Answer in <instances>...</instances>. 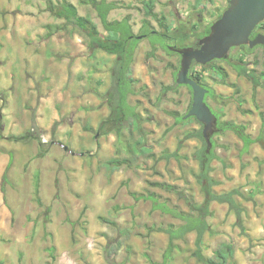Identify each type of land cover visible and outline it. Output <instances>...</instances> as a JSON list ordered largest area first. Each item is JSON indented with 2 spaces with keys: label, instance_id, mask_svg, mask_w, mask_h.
<instances>
[{
  "label": "rangeland",
  "instance_id": "374dc122",
  "mask_svg": "<svg viewBox=\"0 0 264 264\" xmlns=\"http://www.w3.org/2000/svg\"><path fill=\"white\" fill-rule=\"evenodd\" d=\"M67 1L107 35L88 0ZM109 1L121 6L110 11L109 20L130 16L134 35L155 31L172 36L139 39L132 52L129 93L128 84L114 85L121 57L100 49L87 28L51 11L64 0H0V264H108L104 246L118 234L104 220L131 231L118 264H163L169 237L149 233L148 228L180 221L153 211L150 200H136L132 192H155L183 211L189 206L175 190L185 191L199 205L205 201L196 158L205 144L197 137L184 138L203 126L197 120L177 119L189 109L192 91L176 82L181 57L167 47L195 44L229 1L206 0L196 9V0H154L156 17L147 14L146 0ZM163 18L171 29L160 25ZM205 66L194 64L193 73L212 86L215 97L208 101L219 110L221 123H246L247 131L257 135L264 117V47H238L228 58ZM216 67L223 68L227 83ZM108 90L118 108L120 95L128 93L138 130L132 118L123 125L113 118ZM241 109L251 112L243 114ZM35 122L45 150L42 156L38 141L9 138L33 130ZM140 136L156 157L178 149L186 157L155 163L134 154L131 146ZM211 139L210 175L219 181L214 191L239 188L255 203L235 196L245 208L243 233L227 204L211 202L204 254L212 257L221 242L230 241L236 252L229 264H264V162L253 156L261 151L264 157L263 149L257 144L241 155L243 144L232 131L219 129ZM117 157L129 158L130 167L108 170L104 162ZM195 239L192 231L175 240L168 264H204L193 256Z\"/></svg>",
  "mask_w": 264,
  "mask_h": 264
},
{
  "label": "trees",
  "instance_id": "16d2710c",
  "mask_svg": "<svg viewBox=\"0 0 264 264\" xmlns=\"http://www.w3.org/2000/svg\"><path fill=\"white\" fill-rule=\"evenodd\" d=\"M88 2L92 4V6L96 9L98 16L105 30L107 31V35L104 37L98 31L97 25L93 23L90 19L80 16L78 14L77 8L73 4L69 3L67 0H64V3L61 4V7L59 8L51 7V11H53L54 14L58 17H63L68 21L74 20L82 27L87 28L93 34V39L95 41H98V47L100 49L104 50L109 54L119 55L121 57L120 60L116 62V68H118V71H120L121 74H117V78L115 80L114 85H121V83L128 84L129 93L130 91H132V82L134 81V79L132 78L133 69L131 66L132 52L135 49L137 42L139 41V38H136L133 34V29L130 24V16H126L121 20H109L110 11L121 7L117 2L109 0H88ZM205 2L206 0H196L194 7L196 9H199L205 4ZM144 5L145 9L147 10V14L156 17L153 12L154 0H146L144 1ZM159 21L161 26H165L163 23L165 21L164 18L162 21ZM212 23H210L205 28V35L209 33ZM165 28L169 30L171 29V26L167 25L165 26ZM150 34H157L169 39L172 38V36L166 32L159 33L155 31H149L148 33L142 34L141 36L148 37L150 36ZM132 40L136 41L134 43H131ZM162 45L165 46V44L163 43ZM153 46H155V44H153ZM204 67L206 66H202V68ZM237 68L239 73H245L243 67L238 66ZM216 69V73L222 78V82L227 83V81H225L226 73L224 72L223 68L216 67ZM192 72H194L193 69ZM193 79H195L201 85L203 84L199 75H193ZM211 92L212 95L215 97V92ZM128 93L120 95V108L114 105V95L110 93V90L107 91L106 95L107 97L108 95L110 96L111 108L114 113L113 118H115L116 121L121 122L122 125L124 124V122H127L129 118H132L131 125L133 126V128L137 129L139 128V124L133 106L130 105L127 101ZM123 106H126L125 109H129L128 114H126V111L124 110ZM220 111H222V109H220ZM241 112L243 114H246L250 113L251 110L241 109ZM169 113L175 115L174 112ZM109 119H111V117ZM54 125L56 126L57 122H55ZM219 127L222 131H232L241 140L243 144L241 155L248 153L250 147L255 143L260 144L262 149L264 150V117L261 127L259 129V133L255 136H253V134L247 131L248 125L246 123L224 122L220 123ZM194 137L203 140L205 144L204 148L200 149L196 154V158L201 164V172L198 174V182L201 184V189L205 194V201L201 205L195 202L194 199L183 190H175V192L178 197L183 199L189 206V211H183L177 206L170 205L168 200H161V196L156 194L155 192H132V195L136 200H150L153 205V211L159 210L161 213L171 215L172 217L180 221L178 224H169L167 226L158 227L153 226L148 228L149 233L158 231L166 233L169 237V247L163 257V264H168V260L171 257L172 252L175 248L174 241L178 239H184L185 236L192 231L196 232V248L193 251V256H195L198 261L204 264H229L234 259L236 252L235 245L230 241L221 242L212 257H208L204 254L203 237L205 233L210 229L209 217L212 215V211L210 209L211 202L216 201L219 203L227 204L229 210L235 213L237 217L238 226L241 228L243 233H245V228L243 225V213L245 211V208L237 201L235 196H239L243 199L252 201H254L255 199L252 196L244 195L239 188H234L230 191L222 193H217L214 191L213 187L219 184V181L215 180L210 175V163L214 158V154L213 152H211V149L210 151L207 150V144L203 137L202 129L199 131L190 132L186 134L184 138L185 140H188ZM9 138L15 141L36 140L39 143L40 149L38 156H42L43 154H45V150L43 149V142L39 134V127L37 126L36 122L34 123L33 130H28L20 135H13ZM131 151L134 154L145 155L147 158H153L155 163L159 162L161 159H166L167 161H169L170 159L175 158L177 161H180L182 158L186 157L179 154V149L172 152L163 151L160 156L156 157L154 152L152 151V148L143 144V138L141 136L138 138V140L134 142V144H132ZM104 163L106 168L112 172L120 169L123 166L130 167L129 158H111L105 161ZM4 179H6V174H4ZM36 185L38 188V180ZM154 185L163 184L156 182L154 183ZM104 221L115 226L118 234L117 237L111 238L110 241L104 246V258L108 264H118V253L124 245V238L129 237L131 231L128 228H121L117 225L115 221ZM50 249L53 250V248Z\"/></svg>",
  "mask_w": 264,
  "mask_h": 264
},
{
  "label": "water",
  "instance_id": "95a60500",
  "mask_svg": "<svg viewBox=\"0 0 264 264\" xmlns=\"http://www.w3.org/2000/svg\"><path fill=\"white\" fill-rule=\"evenodd\" d=\"M228 1V7L211 24L209 33L199 40L198 46H169L181 56L176 82L192 90L193 103L186 117H196L203 123L202 134L208 151L212 147L211 136L216 129L217 117L205 101L209 89L189 76L193 64L205 66L214 60L228 58L233 48L243 45L254 48L264 44V33L251 38L255 28L264 21V0ZM65 149L69 150L67 146Z\"/></svg>",
  "mask_w": 264,
  "mask_h": 264
},
{
  "label": "flooded vegetation",
  "instance_id": "af4514ba",
  "mask_svg": "<svg viewBox=\"0 0 264 264\" xmlns=\"http://www.w3.org/2000/svg\"><path fill=\"white\" fill-rule=\"evenodd\" d=\"M260 27H261V23L255 28V30L253 31V33H252V35H251V38H254V37H256V35H258L259 33H264V32H262V31H260ZM141 36V35H140ZM135 37L136 38H138V35H135ZM142 38V37H141ZM140 39V38H139ZM200 40V39H199ZM199 40L195 43V44H192V45H188V46H198V42H199ZM173 46V45H172ZM258 46H263L264 47V44H262V45H257V46H255L254 48H256V47H258ZM174 47H176V48H178L177 46H174ZM168 49H169V47H167ZM236 48H238V47H236ZM236 48H233L232 50H234V49H236ZM239 48H249V49H254V48H250L248 45H243V46H240ZM231 50V51H232ZM172 51H174V50H172ZM176 52V51H175ZM178 53V52H177ZM179 54V53H178ZM230 56V55H229ZM181 57V56H180ZM222 60H224V59H222ZM215 61H217V60H214V61H212V62H210L209 64H213ZM195 64V63H194ZM193 64V65H194ZM209 64H207V65H209ZM180 65H181V58H180ZM179 70H180V68H179ZM193 75H195V74H193V72H192V68H191V71H190V73H189V76L193 79ZM195 80V79H194ZM204 87H206V88H208L209 89V92L206 94V97H205V101H206V103L211 107V109H212V111L215 113V115H216V117H217V124H216V129H215V131H217V130H219L220 129V127H219V125H220V123H221V118H220V113H219V110L218 109H216V108H214L212 105H211V103L208 101V97H212L213 95H212V92L211 91H214L213 90V88H212V86H205L204 84H202ZM192 103H193V95H192V100H191V104L189 105V109L187 110V112L185 113V114H182V115H179L178 116V120H184V122H186V121H188V122H193L194 120H197V118L196 117H186L187 116V114H188V112H189V110H190V108H191V106H192ZM176 116H177V114H176ZM184 116H185V118H184ZM198 121V120H197ZM199 123H201L200 121H198ZM202 124V126H203V123H201Z\"/></svg>",
  "mask_w": 264,
  "mask_h": 264
},
{
  "label": "crops",
  "instance_id": "0c3cea01",
  "mask_svg": "<svg viewBox=\"0 0 264 264\" xmlns=\"http://www.w3.org/2000/svg\"><path fill=\"white\" fill-rule=\"evenodd\" d=\"M253 134V133H252ZM253 136H255V135H253ZM257 144L258 143H255V144H253L252 145V147L254 146L255 148H256V146H257ZM258 146H260L261 147V145L259 144ZM262 148V147H261ZM250 151H252V148L250 147ZM263 151V153H264V150H262ZM263 154H261V151H259V153L256 155L255 153L253 154V156H254V158L255 159H257L258 161V163H262V162H264V157L262 156ZM257 156V157H256Z\"/></svg>",
  "mask_w": 264,
  "mask_h": 264
}]
</instances>
